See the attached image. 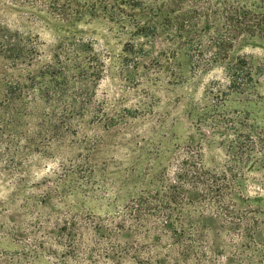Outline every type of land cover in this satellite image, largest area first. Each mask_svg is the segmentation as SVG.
I'll use <instances>...</instances> for the list:
<instances>
[{"label":"rangeland","instance_id":"obj_1","mask_svg":"<svg viewBox=\"0 0 264 264\" xmlns=\"http://www.w3.org/2000/svg\"><path fill=\"white\" fill-rule=\"evenodd\" d=\"M78 8L76 0H0L1 26L39 49L32 68L79 39L93 51L84 76L61 77L48 100L20 99L15 88L14 104L7 80L23 67L0 59V264H157L149 258H165L170 240L159 243L150 224L139 230L137 215L176 180L183 149L200 142L201 164L233 169L239 184L229 193L264 221V40L239 47L260 76L237 92L221 64L186 53L168 60L165 36L147 45L139 66L129 55L125 62L127 34ZM242 137L244 160L228 151ZM200 206L197 218L210 214ZM179 213L190 222V212ZM229 230L215 222L220 251L185 263L264 264V226L242 251Z\"/></svg>","mask_w":264,"mask_h":264},{"label":"trees","instance_id":"obj_2","mask_svg":"<svg viewBox=\"0 0 264 264\" xmlns=\"http://www.w3.org/2000/svg\"><path fill=\"white\" fill-rule=\"evenodd\" d=\"M80 1L83 4L77 0L76 3L82 15L103 16L122 34H127L124 50L129 54L123 60L128 61L129 55L136 67L145 59L147 45H155L165 36L173 49V55L168 60L186 53L193 58L199 57V61L206 66L221 64L228 82L237 92H244L252 79H259L257 68L245 54H239L238 49L247 39L264 40V0ZM19 35L0 24V59H8L6 61L13 67H23V73L16 77L17 80L12 77L7 80L8 104H14L17 99L12 93L15 88H18L20 99L22 93L23 96L31 93V97L38 95L40 99L48 100L53 90L56 92V83L61 77H68L72 70L81 77L86 74L93 51L83 39L61 48L54 54L52 62L34 69L32 66L42 58L39 49ZM87 55H90L89 59ZM154 60L160 63L159 58ZM244 139L238 138L230 144L229 156L241 160L248 156ZM199 145L192 144L183 149L184 156L177 163L176 180L170 181L148 202L147 208L140 211V218L137 215L136 226L139 230L143 225L150 224L159 243L166 238L170 240L165 247L168 248V255L165 258L152 255L149 262L186 264L190 258L201 253H218L217 234L210 233L217 221L239 236L241 251L250 242L257 243L263 230L261 211L252 209L246 200L239 203L237 194L229 193L238 182L233 178V169L227 167L221 172L207 170L199 161ZM199 205L210 214L200 212L197 218ZM178 211L190 212L187 217L190 222L182 221ZM244 239L250 242L246 244Z\"/></svg>","mask_w":264,"mask_h":264}]
</instances>
